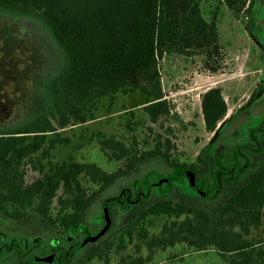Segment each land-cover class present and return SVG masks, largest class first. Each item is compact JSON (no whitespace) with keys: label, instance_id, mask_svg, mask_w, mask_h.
<instances>
[{"label":"trees","instance_id":"1","mask_svg":"<svg viewBox=\"0 0 264 264\" xmlns=\"http://www.w3.org/2000/svg\"><path fill=\"white\" fill-rule=\"evenodd\" d=\"M202 1L0 0V12L41 23L62 57L55 74L40 79L43 95L27 117L0 129V264H48L39 258L56 245L59 264H85L95 258L99 264H111L112 251L125 249L126 239L132 241L135 232L145 240L149 255L122 256L118 264H146L155 250L179 243L196 251L214 248L227 264H264V239L253 236L264 224V161L239 170L234 163H243L236 151L239 146L214 157L213 178L217 174L223 181L227 176L225 184L232 190L207 204L173 197V183L183 186L187 181L185 171L198 178L201 171L171 160L172 142H163L161 135L154 148L143 153L121 140L103 139V149L114 150L118 161L127 160L114 173L95 163L78 162L72 154L59 159L57 153L72 144L62 130L94 121L105 100L112 105L130 97L136 106H143L152 124L178 117L165 98L160 61L195 53H204L206 64L213 60L219 64L223 58L217 22L205 18ZM223 1L236 15L251 2ZM219 65L211 64L210 70L218 71ZM201 108L205 128L213 132L228 113L223 88L203 93ZM155 162L169 165L170 171L163 174L151 168ZM142 165L149 166L144 174L103 198V202L109 199L110 231L119 212L138 210L119 235L88 245L103 242L96 250L86 252L88 247L79 246L68 252L71 233L93 235L89 212L105 190ZM30 170L36 172L32 181ZM175 171H179L176 177L163 180ZM83 176L100 188L89 191ZM29 218L38 220L40 234L28 237L9 230ZM163 220L160 231L150 234V228Z\"/></svg>","mask_w":264,"mask_h":264},{"label":"rangeland","instance_id":"2","mask_svg":"<svg viewBox=\"0 0 264 264\" xmlns=\"http://www.w3.org/2000/svg\"><path fill=\"white\" fill-rule=\"evenodd\" d=\"M252 2L253 0L236 15L223 0L202 1L205 18L208 21L215 19L218 26L223 58L217 60L220 65L214 60L210 61L211 64L219 65L218 71L210 70L211 64H206L204 53L166 56L160 61L165 98L178 117L172 116L167 121L152 124L144 114L143 106H136L130 97L119 98L112 105L105 100L94 121L62 130L63 135L71 137L72 144L60 148L57 152L59 159L72 154L78 162L95 163L103 170L114 173L125 166L127 160L118 161L112 156L114 150L103 149V139L121 140L130 147L137 146L138 151L143 153L153 149L157 137L161 135L163 142L166 139L172 142L171 160L201 171L200 175H212L214 157L232 146L221 141L225 126L233 117L246 114L247 110L256 114L264 113V18L253 16ZM61 60L57 45L41 23L33 18L15 17L0 12V129L17 124L27 117L36 100L43 95L40 79L55 74ZM213 87L223 88L228 113L213 132H208L203 119L201 97ZM255 90L257 92L253 95ZM224 144L228 146L223 148ZM199 155L202 159H198ZM150 167L163 174L170 171L169 165L159 162ZM136 169L129 177L124 176L122 182L105 190L103 197L92 206L88 218L93 232L98 227L94 223L95 218L103 219V198L115 195L122 186L129 183L126 180L144 174L149 166L142 165ZM35 175L36 172L30 170L28 180L32 181ZM82 182L89 191L100 188L86 176L82 177ZM173 187L172 195L176 200L208 203L191 191L187 181L183 186L174 182ZM231 190L232 187L226 185L221 194L226 195ZM137 212L136 209L119 212L114 229L104 237L105 240L115 239ZM163 222L164 220L150 228V234L159 232ZM11 229L28 237L41 233L40 223L35 218H29L19 227H9ZM253 236L264 239V224L253 232ZM126 242L125 249L112 251L111 264H118L122 256L146 258L149 255L145 240L137 232L132 241L127 238ZM102 244L103 242L93 244L86 252L96 250ZM99 263L100 260L95 258L85 264ZM146 264L227 262L214 248L196 251L186 243H179L167 249L155 250Z\"/></svg>","mask_w":264,"mask_h":264},{"label":"flooded vegetation","instance_id":"3","mask_svg":"<svg viewBox=\"0 0 264 264\" xmlns=\"http://www.w3.org/2000/svg\"><path fill=\"white\" fill-rule=\"evenodd\" d=\"M251 7H253V16H260L264 18V0H253ZM245 113L246 114L241 115V117L240 115L233 117L231 122L225 126L222 132V139H221V141H223L224 143L226 142L227 144L230 143V145L232 146H239V148L237 147L236 151L241 161H243V163L240 165L238 163L239 161L234 162V163H236V167L241 171L246 170L247 169L246 167L251 166V164L253 165L259 161H264V113L256 114L255 112L251 110H247ZM227 144L226 145L224 144L222 147L223 148L227 147L228 146ZM217 167L219 166L217 165L216 168ZM213 169H215V167H213ZM214 172L212 173V175L211 173H209V175L208 173L199 175V178L195 175V183H196L197 188H193L191 186L190 179L185 174L188 185H190L189 187L192 188V192L198 198H202L207 202H211L212 200H208L200 192H205L206 194L210 196H213L215 194L219 195L223 191L224 187L227 185L225 184L227 176L222 181L219 178V176L216 174V177L214 179L213 178V175L215 174ZM102 210H103V219H100L98 217L95 218L94 223L96 225L98 224V227H97V230L93 234L100 231L107 223L103 205H102ZM112 221L113 219L111 218V225H112ZM110 230H111V226L103 237H105L110 232ZM80 232L82 233V230H80ZM85 238L86 236L78 237V235L74 234L73 238L69 240L68 242L67 251L68 252L71 251L73 247H77L76 248L77 250L79 246H82V243L85 240ZM58 242L60 241L58 240ZM78 242L79 244L76 245V243ZM92 243H95V242L87 243L85 246H82V249L87 248L88 245ZM58 251H59L58 246L56 245L54 249H51L47 255H50V254L54 255ZM47 255H44V256H47ZM44 263H47V262H44ZM48 264H51V263H48Z\"/></svg>","mask_w":264,"mask_h":264},{"label":"water","instance_id":"4","mask_svg":"<svg viewBox=\"0 0 264 264\" xmlns=\"http://www.w3.org/2000/svg\"><path fill=\"white\" fill-rule=\"evenodd\" d=\"M178 173H179V171H175L174 173L170 174L168 177H166L163 180L169 181L172 178L176 177ZM185 174L189 177L191 186L193 188H197L196 183H195V173L192 172V171H186ZM163 180L161 179L160 180V183ZM200 193L202 195H204L208 200H212L217 195V194H215L213 196H210V195L206 194L205 192H200ZM108 200L109 199H106L103 202V207H104V211H105V218L107 220L106 225L100 231H98L97 233H95L93 235H89L88 237H86L85 240L82 243V246H85L89 242H96L97 240L101 239L107 233V231L109 230V228L111 226V218H110L109 210H108V206H107ZM73 236H74V234L71 233L70 234V237H69V240H71L73 238ZM39 260L40 261H43V262L51 263V264H59L60 263V260L59 259H56L55 256L52 255V254L47 255V256H44V257H41V258H39Z\"/></svg>","mask_w":264,"mask_h":264}]
</instances>
